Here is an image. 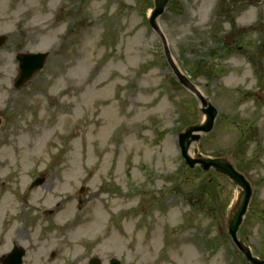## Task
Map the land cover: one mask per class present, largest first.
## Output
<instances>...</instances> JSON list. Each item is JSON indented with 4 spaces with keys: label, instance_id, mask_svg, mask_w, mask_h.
Wrapping results in <instances>:
<instances>
[{
    "label": "rangeland",
    "instance_id": "374dc122",
    "mask_svg": "<svg viewBox=\"0 0 264 264\" xmlns=\"http://www.w3.org/2000/svg\"><path fill=\"white\" fill-rule=\"evenodd\" d=\"M151 7L0 0V180L27 189L45 178L16 197L25 229L35 225L24 264H248L226 232L234 185L180 156L177 133L204 116L148 25ZM156 22L218 110L189 152L227 157L250 181L238 237L264 258V0H170ZM22 51L49 55L15 89Z\"/></svg>",
    "mask_w": 264,
    "mask_h": 264
},
{
    "label": "water",
    "instance_id": "95a60500",
    "mask_svg": "<svg viewBox=\"0 0 264 264\" xmlns=\"http://www.w3.org/2000/svg\"><path fill=\"white\" fill-rule=\"evenodd\" d=\"M153 8L150 11L148 21L153 30L160 36L163 41L164 51L166 58L169 62L170 67L175 73L178 81L191 93H193L198 101L200 102V112L204 116V119L200 123H196L186 127L183 131L178 134V142L181 149V155L184 158L185 164L189 168H194L196 165L203 171L213 169L226 175L234 185H236L238 194L234 201L231 209L226 216V229L227 234L232 240V243L236 246L237 250L245 257L250 264H264L263 258L254 256L241 239L238 238L237 232L242 223L243 217L247 211V207L252 195V186L245 176L240 173L234 166V164L223 156L208 157L202 156L198 153L197 149H194V155L189 154V148L193 142H197L200 138V133H208L211 131L214 119L217 115V110L213 105L205 98L200 91L189 81V79L183 75L179 69L174 65L169 51L166 47L165 40L162 33L160 32L156 20L163 13L169 0H152ZM231 5H236L239 2L245 0H228ZM254 2H260L261 0H249ZM6 37L0 36V46L5 42ZM48 53L37 52V53H18L16 60L18 61L19 74L14 82V86L17 88L28 81L31 76L38 70H40L45 62ZM43 182V178H37L31 186L39 185ZM23 252H20L22 255ZM19 259V257H18ZM17 264V263H16ZM19 264V263H18ZM88 264H100L97 258L89 260ZM109 264H120V262L111 258Z\"/></svg>",
    "mask_w": 264,
    "mask_h": 264
},
{
    "label": "flooded vegetation",
    "instance_id": "af4514ba",
    "mask_svg": "<svg viewBox=\"0 0 264 264\" xmlns=\"http://www.w3.org/2000/svg\"><path fill=\"white\" fill-rule=\"evenodd\" d=\"M0 185H3L1 180ZM35 190L0 186V264H24L25 255L20 261L18 253L23 247L22 242L30 236L35 225L29 222L28 229H25L26 220L20 213L17 203L19 199L16 197L24 196L25 191ZM10 202L14 204L9 206Z\"/></svg>",
    "mask_w": 264,
    "mask_h": 264
}]
</instances>
